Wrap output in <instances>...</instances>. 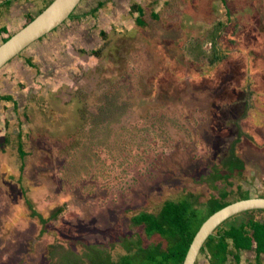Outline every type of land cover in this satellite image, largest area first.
Returning a JSON list of instances; mask_svg holds the SVG:
<instances>
[{"label": "rangeland", "instance_id": "obj_1", "mask_svg": "<svg viewBox=\"0 0 264 264\" xmlns=\"http://www.w3.org/2000/svg\"><path fill=\"white\" fill-rule=\"evenodd\" d=\"M152 1L145 10L156 20L114 29L109 14L90 23L83 2L80 24L51 36L60 42L47 37L21 56L56 69L17 109L0 104V264H49L57 239L80 253L84 244L112 249L142 233L131 228L138 211L156 213L166 200L187 197L195 209L192 194L205 206L218 194L209 176L233 173L225 160L241 132L236 152L247 172L237 180L253 198L264 193V0ZM59 209L56 221L39 223Z\"/></svg>", "mask_w": 264, "mask_h": 264}, {"label": "trees", "instance_id": "obj_2", "mask_svg": "<svg viewBox=\"0 0 264 264\" xmlns=\"http://www.w3.org/2000/svg\"><path fill=\"white\" fill-rule=\"evenodd\" d=\"M103 6V3H99L98 7L91 11V14H95ZM133 10L139 12L137 25L141 27L146 26L148 22L143 18L145 9L134 7ZM157 15V13L152 12V19L156 20L158 18ZM228 15L231 20L230 11ZM34 18H31L30 21L34 20ZM72 18H74L73 14L70 16V19ZM220 26L216 28L211 41L214 53L216 54H218L216 49L219 46V35L222 26L224 27L225 25L220 23ZM101 37L105 40V32L101 33ZM90 53L100 56L101 49L93 50ZM220 60V57L217 58L216 56L212 61V65L219 64ZM0 99L11 100L10 97L1 96ZM15 109H17V106ZM25 115L27 117V114ZM238 135L239 137L234 141L231 151L225 160L227 166L230 165L233 169V173L228 177H224L220 174L221 170L217 169L209 176L207 179L209 186L218 194L217 196H211L212 198L210 197L208 199L209 203L206 204L205 202V206L201 203L200 198L198 202L197 199L194 200L195 196L191 194L189 197L194 201L195 209L192 208V204L188 198L184 197L166 200L156 213L147 210L138 211L131 218V228L136 230L141 229L142 233L137 231L138 233L131 235V237H119V240L121 239L119 243H117L118 240L112 243L114 254L112 249L106 246L105 243L84 244L81 247L80 253L66 246L65 242L57 239V244H52L48 247L50 250V253H48L49 264H184L190 246L204 222L226 206L251 197L250 192L246 191L239 183V181L245 179L244 173L246 174L247 171H245V162L237 156V144L239 143V139L242 140L241 137H243L242 132ZM19 137L21 138L20 135ZM19 146V151L22 152L21 163L23 164H21V170L23 172L26 167L24 159L28 155L24 152L23 144L20 143ZM225 162H223V167L226 165ZM239 168L242 169L238 171ZM237 178H241V180L238 181ZM218 182H223L227 186V189L220 190L218 188ZM234 182L238 183L237 186H235ZM260 196L264 198V193ZM28 206L32 211L36 212L30 201H28ZM200 206L207 207V213L205 215H200L201 212L198 210ZM61 210H56L49 219L33 212L32 215H37L39 223L45 226L49 220L51 222L56 221V218L62 212ZM258 213L264 215V210L248 211L222 223L205 242L200 255L205 256L209 264H230V258H233L234 261L231 264H240L241 252L254 250L255 257L250 264H263L264 218L263 220H255V215ZM106 217L109 218V216ZM104 221L107 224V221ZM111 221L110 219L108 220L109 225L107 227L108 229H105L106 233H110L109 228L112 227ZM47 231L44 228L40 234L43 235ZM142 234H144V237H142ZM25 237L27 236L25 235ZM145 240H152V242L145 245ZM254 245L255 248L253 249ZM198 262L199 259L196 264Z\"/></svg>", "mask_w": 264, "mask_h": 264}, {"label": "crops", "instance_id": "obj_3", "mask_svg": "<svg viewBox=\"0 0 264 264\" xmlns=\"http://www.w3.org/2000/svg\"><path fill=\"white\" fill-rule=\"evenodd\" d=\"M11 1L10 0H0V46L4 44L6 41H8L12 36H14L19 31H21L30 22H32L33 20L30 21L31 18L33 17L36 18L40 14L39 12L42 13L54 0H11ZM156 1L157 0L155 1L153 0L152 3H156ZM83 2L84 4H82ZM122 2H124V0H82L80 4L83 5L84 9L85 8L89 9V10H86V12H83L82 16L90 18L91 19L90 23L95 24L97 17H99V16H96L97 14L98 15L101 14L100 15L101 19H104L106 14H109L110 20L108 23H110V29H114L115 28L114 26L117 24H119L120 26H122L123 24L124 25L126 24L137 25L138 19H139V12L136 11L133 21L132 19H130L131 21H127L128 12L132 11L134 7H138L139 9L141 8L143 10L146 9L147 4L148 2H150V0H125L124 4ZM99 3H103L104 6L101 9H99V11L96 12L95 14H91V11L93 9H96ZM80 4L75 9V11L72 13L74 15V18L72 19L69 18L64 22L65 26L66 27L68 26L69 29H74L75 26L80 24V19H81L80 18ZM127 8L129 10L125 11ZM121 9H125V10H121ZM146 13H147L146 10H144V16H143L144 19H146L145 17L147 16L152 18L151 16L152 12L149 14L148 13L146 14ZM145 21L147 22V19ZM56 30H58V28ZM56 30L52 31L51 33H49L48 35H46L45 37H43L37 42H40L47 37L51 38V36L55 33ZM103 30H100L97 34V36L100 37L99 40H101V33L104 32ZM122 30L123 28H120V31ZM90 31L91 29H88L82 33L84 40L87 38L88 40L91 39L92 35H88ZM76 32H78L77 34L78 37L76 36L77 37L76 40L78 39V41L80 42V29L78 28ZM56 35L58 36L59 33H57ZM57 36L55 38H57ZM51 40L52 41H50V44H52V46L54 45L55 42L56 43L60 42L59 39L51 38ZM48 41H49V38L45 41V43H47ZM35 43H33L32 45H34ZM32 45L26 48L18 56L11 59L8 63H6L0 69V96L11 98V100L9 101L0 99L1 105H5L8 107L10 105L15 109L16 106L18 107L20 97L28 95L29 92L31 93V89L33 87L34 88L36 87L35 83L41 79L40 77L45 76L46 78L47 75L49 74L51 76L53 70L56 69L55 68L56 66L53 65V61L48 62L46 60H43L41 57H39V63L38 61H36L37 59L35 60L32 59L29 54H27V57L23 59L21 56ZM93 50L94 49L92 48L91 51ZM21 88L23 90H21ZM250 198H252V196ZM263 218H264V215L260 217H258L257 214L255 215V220H261V219L263 220ZM254 248H255V245L253 249ZM200 256L204 257V259L207 261V258L205 256L203 255H200ZM254 257H255L254 250L249 251V252L243 251L241 252V255H240V259H241L240 264H250V262H253ZM229 263L230 264L234 263L233 258L229 259Z\"/></svg>", "mask_w": 264, "mask_h": 264}, {"label": "water", "instance_id": "obj_4", "mask_svg": "<svg viewBox=\"0 0 264 264\" xmlns=\"http://www.w3.org/2000/svg\"><path fill=\"white\" fill-rule=\"evenodd\" d=\"M81 2L82 0H54L32 22L0 46V69L30 45L59 28ZM252 210H264V198L240 200L214 213L196 234L184 264H196L205 242L222 223Z\"/></svg>", "mask_w": 264, "mask_h": 264}, {"label": "flooded vegetation", "instance_id": "obj_5", "mask_svg": "<svg viewBox=\"0 0 264 264\" xmlns=\"http://www.w3.org/2000/svg\"><path fill=\"white\" fill-rule=\"evenodd\" d=\"M34 94H35V96H38L37 93H34ZM34 94H32V95L30 96V98H33V97H34Z\"/></svg>", "mask_w": 264, "mask_h": 264}, {"label": "clouds", "instance_id": "obj_6", "mask_svg": "<svg viewBox=\"0 0 264 264\" xmlns=\"http://www.w3.org/2000/svg\"><path fill=\"white\" fill-rule=\"evenodd\" d=\"M200 256V255H199Z\"/></svg>", "mask_w": 264, "mask_h": 264}]
</instances>
